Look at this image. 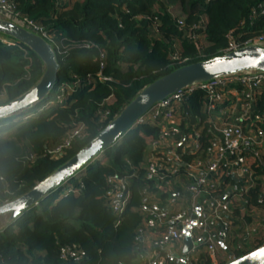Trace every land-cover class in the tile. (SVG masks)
<instances>
[{"label":"trees","instance_id":"16d2710c","mask_svg":"<svg viewBox=\"0 0 264 264\" xmlns=\"http://www.w3.org/2000/svg\"><path fill=\"white\" fill-rule=\"evenodd\" d=\"M9 1L51 35L46 39L61 68L58 84L48 97L0 120V205L23 195L66 163L155 80L184 65L224 54L232 39L241 42L264 34V13L253 15L264 0ZM172 10L180 14L175 16ZM44 68L41 58L24 43L11 46L0 40V94L5 102L33 87ZM99 73L112 80H101ZM64 86L74 89L63 103L19 119L56 100ZM204 100L205 92L198 89L186 101L199 107ZM80 123L86 126L84 136L71 148L51 154L49 150ZM157 136L152 125L132 127L0 229V264H136V235L143 217L135 207L145 185L144 170L132 177L131 199L120 224L106 203L107 178L131 175V164H142L148 144ZM227 179L235 183L232 177ZM243 198L246 202L234 204V216L246 223L264 219L263 185L244 192ZM263 244L264 239L252 249L236 248L234 253L240 257ZM64 245L79 247L82 257L62 260ZM206 262L212 264V258L207 256Z\"/></svg>","mask_w":264,"mask_h":264},{"label":"built area","instance_id":"2783aa9c","mask_svg":"<svg viewBox=\"0 0 264 264\" xmlns=\"http://www.w3.org/2000/svg\"><path fill=\"white\" fill-rule=\"evenodd\" d=\"M259 13H264V4L253 9L254 16ZM0 17L45 39L51 37L35 20L16 11L9 0H0ZM179 23L184 24V20ZM0 40L11 46L17 43L4 34ZM251 44L264 46V34L241 42L232 39L224 52ZM98 77L112 80L102 73ZM73 89L61 87L50 104L63 103ZM198 89L205 92L199 107L186 101ZM141 124L156 127L158 136L148 144L142 164H131V175L107 178L105 193L116 224H120L131 199L132 177L144 170L145 185L135 207L143 217L136 235V264H207V256L212 264H219L223 259L220 245L230 239L234 226L245 228L244 240L262 235L264 219L256 225L246 223L234 216L233 206L246 202L243 193L257 184L264 190V70L240 71L186 86L156 102L138 119L136 125ZM85 128L84 123L72 128L49 152L57 154L71 148L84 136ZM229 176L235 183L227 181ZM187 231L192 244L184 252ZM236 247L242 249L243 245ZM60 256L64 261L79 260L82 251L64 245Z\"/></svg>","mask_w":264,"mask_h":264},{"label":"water","instance_id":"95a60500","mask_svg":"<svg viewBox=\"0 0 264 264\" xmlns=\"http://www.w3.org/2000/svg\"><path fill=\"white\" fill-rule=\"evenodd\" d=\"M0 33L13 37L16 41L30 47L41 58L45 66L41 78L33 87L17 98L0 104L1 120L27 111L48 97L58 84L61 66L53 46L40 34L2 17H0ZM252 69L264 70L263 45H247L219 56L184 65L160 77L139 92L94 139L66 163L23 195L1 204L0 215L8 213L14 221L26 210L37 205L42 198L121 139L132 127L136 126L138 119L156 102L186 86ZM193 222H196L195 216ZM191 244V235L187 231L185 232L184 252L189 251ZM225 264H264V244Z\"/></svg>","mask_w":264,"mask_h":264},{"label":"crops","instance_id":"0c3cea01","mask_svg":"<svg viewBox=\"0 0 264 264\" xmlns=\"http://www.w3.org/2000/svg\"><path fill=\"white\" fill-rule=\"evenodd\" d=\"M263 219H256L254 222V224H258L260 223ZM264 228H261V231ZM244 230L245 228L243 226H234L232 231H231V237L230 239L225 243V245H220V251L221 254L226 256V258L223 256V259L219 262V264L224 263V262H228L230 260H232L233 258H230V255H235L234 251L237 248L236 246L239 243H242L243 248L242 249H252L256 246V244L258 243L259 240H263L264 239V230L262 232V235L260 237H257L255 240L252 238L255 235H252L251 237H249L247 240H244ZM263 236V237H262Z\"/></svg>","mask_w":264,"mask_h":264},{"label":"rangeland","instance_id":"374dc122","mask_svg":"<svg viewBox=\"0 0 264 264\" xmlns=\"http://www.w3.org/2000/svg\"><path fill=\"white\" fill-rule=\"evenodd\" d=\"M173 13V15H179L180 14V10H172L171 11ZM205 18V17H204ZM0 34H3V33H0ZM5 35V34H4ZM8 36V35H7ZM53 100V99H52ZM51 100V101H52ZM6 99L3 95H0V104H3L5 103ZM51 104L50 102H45L41 105V107H39V109H37L36 112H33V111H28V112H25L24 114H22L20 116L19 119H27L29 118L30 116H33L34 114L38 113L39 111H41L42 109H46L47 107H49ZM53 105V104H52ZM67 190V189H66ZM10 222H12L11 218H10V214H2L0 215V229H3L5 226H7ZM224 256V255H223ZM236 256V255H235ZM226 258V256H224Z\"/></svg>","mask_w":264,"mask_h":264}]
</instances>
